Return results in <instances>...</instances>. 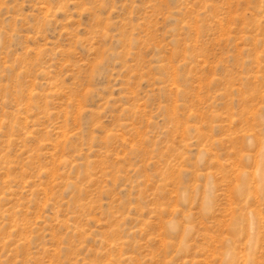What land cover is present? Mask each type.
<instances>
[{"label": "rangeland", "instance_id": "rangeland-1", "mask_svg": "<svg viewBox=\"0 0 264 264\" xmlns=\"http://www.w3.org/2000/svg\"><path fill=\"white\" fill-rule=\"evenodd\" d=\"M0 264H264V0H0Z\"/></svg>", "mask_w": 264, "mask_h": 264}]
</instances>
